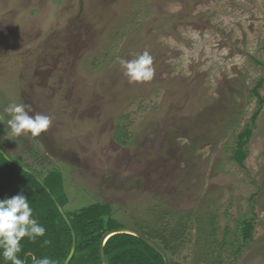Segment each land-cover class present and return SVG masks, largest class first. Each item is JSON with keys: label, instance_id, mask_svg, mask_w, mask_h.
Instances as JSON below:
<instances>
[{"label": "rangeland", "instance_id": "rangeland-1", "mask_svg": "<svg viewBox=\"0 0 264 264\" xmlns=\"http://www.w3.org/2000/svg\"><path fill=\"white\" fill-rule=\"evenodd\" d=\"M144 51L154 76L129 83L117 57ZM263 77L264 0H0L2 145L62 174L65 212L109 204L172 264H264ZM12 102L49 129L11 135Z\"/></svg>", "mask_w": 264, "mask_h": 264}, {"label": "trees", "instance_id": "trees-1", "mask_svg": "<svg viewBox=\"0 0 264 264\" xmlns=\"http://www.w3.org/2000/svg\"><path fill=\"white\" fill-rule=\"evenodd\" d=\"M264 86V77L260 79L255 90ZM255 92V93H256ZM262 100H259V104ZM260 112V106L253 114L254 121ZM252 133L250 124L245 126L243 132L238 135L237 148L234 152V160L241 167L246 160L248 150L246 145ZM0 147L8 154L13 162H7L0 155V199L12 197L23 192L28 197L33 209V217L46 229L43 237H37L35 241L25 237L22 241L21 257L26 264H31L29 254L40 257H50L56 264H64L68 258L72 246V235L54 202L40 184L29 174L25 173L21 166L32 170L38 177L42 178L46 186L51 190L58 202L65 207L68 197L65 192L64 178L62 174L54 170L44 172L41 168H34L31 163L14 157L8 152L0 141ZM77 237V249L70 264H102L99 246L103 235L118 228L125 227L112 217V209L109 204H93L89 207L67 212ZM243 241L251 237L253 225L244 222ZM144 236L157 244L168 256L175 252L168 247L167 243L159 241L157 237L147 235L139 230ZM48 243L45 244L44 242ZM105 254L108 264H165L162 257L139 240L136 236L129 234H117L109 238L105 244ZM172 258V256H171ZM0 264H9L0 257ZM170 264H172L170 262Z\"/></svg>", "mask_w": 264, "mask_h": 264}, {"label": "clouds", "instance_id": "clouds-1", "mask_svg": "<svg viewBox=\"0 0 264 264\" xmlns=\"http://www.w3.org/2000/svg\"><path fill=\"white\" fill-rule=\"evenodd\" d=\"M117 62L129 83L150 81L154 76L153 57L148 51L138 54L131 60L117 57ZM4 113L10 117L7 119L10 134L16 137L27 134L39 137L52 124V118L49 115L34 112L30 105L24 103H9L4 108ZM0 122H3V117H0ZM45 233V227L33 217V209L23 192L10 198L0 199V257L4 261L9 264H26V260L20 255L21 241L25 237L35 241L37 237H43ZM29 255L31 264H56L50 257L38 258L35 255Z\"/></svg>", "mask_w": 264, "mask_h": 264}, {"label": "water", "instance_id": "water-1", "mask_svg": "<svg viewBox=\"0 0 264 264\" xmlns=\"http://www.w3.org/2000/svg\"><path fill=\"white\" fill-rule=\"evenodd\" d=\"M0 155L7 162H13L11 160V158L8 156V154L1 147H0ZM21 169L25 173L32 176L40 184V186L46 191V193L50 196V198L54 202L56 208L58 209V211L61 214L62 218L64 219L65 223L69 227L71 235H72V246H71L70 254H69V256L66 259L64 264H70V262L72 261L73 257L75 256V253H76L77 237H76V233L73 229V226H72L69 218L66 215L65 208L58 202V200L53 195L51 190L46 186V183L44 182V180L42 178L38 177L32 170H30L29 168H27L25 166H21ZM117 234H129V235L136 236L139 240L144 242L147 246H149L152 250H154L157 254H159L162 257V259L164 260L165 264H170L169 257L157 244H155L152 240H150L149 238L144 236L141 232L134 230V229L127 228V227L118 228L115 230H110L103 235V237L101 238V241H100V246H99V252H100L102 264H108V260H107L106 254H105V244L109 240V238H111L112 236L117 235Z\"/></svg>", "mask_w": 264, "mask_h": 264}]
</instances>
